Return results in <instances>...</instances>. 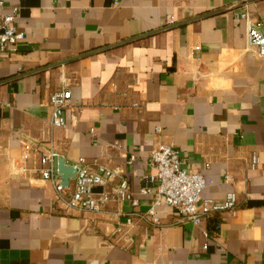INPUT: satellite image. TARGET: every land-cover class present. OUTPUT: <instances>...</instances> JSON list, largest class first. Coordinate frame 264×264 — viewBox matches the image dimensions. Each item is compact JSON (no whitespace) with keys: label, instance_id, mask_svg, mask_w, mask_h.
<instances>
[{"label":"crops","instance_id":"1","mask_svg":"<svg viewBox=\"0 0 264 264\" xmlns=\"http://www.w3.org/2000/svg\"><path fill=\"white\" fill-rule=\"evenodd\" d=\"M5 1L26 37L0 55V264H264V57L240 19L264 22V0ZM64 86L76 118L51 130ZM160 144L204 176L203 198L235 192L236 207L194 226L159 206L152 224ZM52 149L118 168L139 206L64 209L37 171ZM136 211L132 240L112 236L116 214Z\"/></svg>","mask_w":264,"mask_h":264},{"label":"built area","instance_id":"2","mask_svg":"<svg viewBox=\"0 0 264 264\" xmlns=\"http://www.w3.org/2000/svg\"><path fill=\"white\" fill-rule=\"evenodd\" d=\"M5 3V0H0V55L14 52L17 45L26 37L25 32L16 25L18 10L5 12ZM240 19L249 23L247 33L249 42L264 57V22L252 21L248 13L240 14ZM173 24H175V18L170 16L168 25ZM49 107L51 108L49 121L51 130L66 127L67 112L71 113L72 118H76V111L72 105V92L65 86L50 96ZM32 148L31 145L25 144L24 159H30ZM59 159L60 155L53 149L43 153L39 158L37 171L43 180L52 185L56 201L64 209L99 215L105 213L109 203L114 201L119 203L129 201L134 208L139 206V201L130 189L129 181L122 177L118 168H111L99 162L91 164L87 159L80 158L71 165L76 169V173L70 179L69 185L65 186L63 175L58 170ZM134 160L135 157L132 156L130 162ZM258 164L259 157L254 153L250 161L251 169H255ZM150 166L153 170L150 179L154 185L152 192L154 200L147 214L152 224L159 221L155 214V209L159 206L174 208L185 221L194 226H200L207 217L231 211L236 207L235 192L228 193L223 201L203 198L202 193L206 186L204 176L201 173H193L184 169L180 153L173 146L160 144L155 148L151 153ZM231 179L230 175L226 176V182H231ZM99 187L103 191L98 195L96 189ZM116 216L120 222L112 236L118 237V240H132L130 230L135 227V216L147 220L146 215L137 211L127 215L117 213ZM122 217L125 219H120Z\"/></svg>","mask_w":264,"mask_h":264},{"label":"water","instance_id":"3","mask_svg":"<svg viewBox=\"0 0 264 264\" xmlns=\"http://www.w3.org/2000/svg\"><path fill=\"white\" fill-rule=\"evenodd\" d=\"M251 1H255V0H250V2ZM244 4L245 3H239L236 5H232L228 7V9L231 10V9L240 7ZM58 170H59V173L63 175V184L65 186H68L70 183V179L73 178L76 173V169L72 167L71 165L66 164V161L64 159H59L58 160Z\"/></svg>","mask_w":264,"mask_h":264}]
</instances>
